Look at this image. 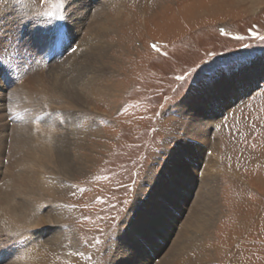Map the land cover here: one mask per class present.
Listing matches in <instances>:
<instances>
[{
    "label": "rangeland",
    "instance_id": "374dc122",
    "mask_svg": "<svg viewBox=\"0 0 264 264\" xmlns=\"http://www.w3.org/2000/svg\"><path fill=\"white\" fill-rule=\"evenodd\" d=\"M74 3L0 0V58L25 70L8 87L0 72V191L16 195L15 203L27 192L23 181L44 183L27 199L36 218L26 226L41 225L0 231V264H32L27 255L47 252L56 239L62 241L54 255L42 256L46 264L132 261L135 252L125 241L131 232L141 234L147 201L177 149L192 168L194 185L183 187L193 191L184 201L169 197L170 212L156 213L162 225L145 232L158 248L140 245L134 264H264V74L252 80L245 71L254 62L264 66V0H80L82 12ZM62 28L73 35L74 49L54 60L48 42ZM95 40L91 62L104 70L95 77L106 79L98 90L79 93V101L50 100L62 110L13 100L14 90L28 93L48 82L44 76L81 66ZM88 75H79V83ZM239 75L252 88L236 102L229 96L208 129L202 159L183 127L173 134L180 105ZM20 129L35 141L24 156L45 149L63 164H22L20 144L12 151ZM194 217L200 224L190 229Z\"/></svg>",
    "mask_w": 264,
    "mask_h": 264
},
{
    "label": "bare ground",
    "instance_id": "6f19581e",
    "mask_svg": "<svg viewBox=\"0 0 264 264\" xmlns=\"http://www.w3.org/2000/svg\"><path fill=\"white\" fill-rule=\"evenodd\" d=\"M74 1H75V3H74L75 7L78 8V10H76V11L74 10L75 12H78L79 10L81 12L85 11L86 7L80 8V0H74ZM102 1L103 0H96V1L94 0V3L98 2V4H99ZM74 11H73V13H75ZM82 14L83 13H78L75 15L73 14V16H77V17H75V19L72 18V20L74 21L73 25H76V29H78V26L81 24V19H80L79 15H82ZM69 21H71V20L69 19ZM100 25H101V23H100ZM102 28H104V27H102ZM87 40H88V37L86 38V34H85V39H83V41L81 43H79V45H83V42H85ZM92 40H94V39H92ZM99 40H97V41H99ZM96 43L97 42L95 40L94 43L91 44V47L88 48L89 50L87 52L86 59L83 60V63H81V66L76 63L74 65V67L72 68L73 70L67 74H66V72H68L69 70L63 71V72L61 71L58 74L53 75L52 77H47V76L43 77L42 76L43 80L48 79V82L41 83V81H39L38 83L35 84V86H33L32 91L30 90V91H28V93H24V92L21 93L17 89L14 90L13 91V97H12L13 100L17 101V102L19 101V103H23L21 105L28 104L31 101L35 100V102H33L30 105L28 104L27 106L35 108L37 110H38V108H41L42 106H48L50 110H52L53 108L55 110H62L63 108H60V107L56 108V106H52V105H54L55 101L50 102V100L54 99L57 101V100L62 99L63 101H65V99L67 98L66 100H72V99L76 100L77 99L76 101H79V99H80L78 96L79 93L86 92V91H88L87 89H91L89 91H92V90H96V88H97V90H98L99 89L98 87H100L99 85L103 84V81H104V83H106L105 82L106 79L104 80L102 78L103 76L95 77L96 75H98L99 73H103V71H104L102 69H99V67H95L94 63L91 62L94 60V59L92 60L91 57H94V55L97 54V52L95 53V51L97 50V47L95 46ZM98 43H100V42H98ZM98 43H97V45H98ZM77 54H78L77 52H76V54L73 53L72 55L69 56V58L75 57ZM98 58H99V56H98ZM86 71L89 72L88 77L85 78V80L82 81V83H79V80L82 79V77L79 75L86 74ZM245 71L247 72L248 77H251L252 80L253 79L256 80L257 78L259 79L260 77L263 78L264 66H261V64L258 62H254ZM233 80L234 79H232L231 81L228 80L226 82L217 81V82H215V83H213L207 87V92L205 91L206 93H204V94L201 93L199 96H196V97L195 96H189L190 98H188L186 100V102L184 101V103L180 105L179 113H181V114H179V116H177V117H179V119L175 121V125L173 126L174 127V130H173L174 133L173 134L176 133V130H179L180 128L183 127L184 128V134L186 135L185 139L191 138L192 140L194 139L193 141L198 143L197 145H199L200 149L196 147L197 149H195V150L196 151L198 150L197 152L201 153L200 157H202L204 155V154L202 155V151H200L201 146L203 145L204 142H205L204 144H207L209 142V138H210L211 134H209L208 129L210 128V126L212 124H214L213 122L220 115L221 111L228 105V103L230 101L229 96H232V98L235 102L238 99L244 98L247 95L248 90L252 88V85H253L252 83H254V82L247 81L244 77H242V75H239L238 77L235 78V81L237 80L236 82H234ZM229 83H231V85H228ZM31 84H32V82H31ZM27 85H28V82H27ZM7 87H8V85H7ZM19 88H21V87H19ZM4 89L0 88V93L1 92L4 93ZM0 100H1V98H0ZM48 102H50L51 104ZM0 107H1L0 112H3L2 108L4 107V103H0ZM21 107L22 106H19L18 109ZM13 110H15L14 107H13ZM66 110H68V109H66ZM71 117L72 116H67V118H69L70 121L72 119ZM34 128L35 127H33V129ZM35 129H37V128H35ZM20 131H22V130L20 129ZM28 134L29 133L24 132V131L20 132V134L18 133L17 136H19V137L17 138V141H16V137H15L14 138V140H15L14 145H12L13 146L12 151H14L16 149L15 146L20 144V148L22 149V151L21 152L19 151L20 152L19 155L21 157H23V158L19 159V161L21 163L24 160H27V161L29 160V161L34 162L35 165H38V166H40V165L42 166V164H48V165L52 164L53 166H58V164H63V161H64L63 158L61 159L59 156H56V155L48 152L45 149L35 150V152L32 155V158L31 157L28 158V157L24 156L23 155L24 149L28 146H31V143L35 142L34 138L32 136L33 134L31 136ZM47 134H50V133H47ZM180 152H181V150L179 151L177 149L175 151V153H173L172 159H169V162H168V163L172 164L171 165L172 167H170L169 164L166 166V170L161 172L160 178L158 179V182L154 186V190L152 191L151 196H150L151 199L148 200L147 204H146L147 207L149 208V210H148L149 213H147V216L145 218H143V219H146L144 221V223L140 224L138 227L139 231H140V228H142L141 234L137 235L138 237H134V235L132 234L133 232H131L129 239L127 241H125L126 243H128L126 247L131 248L129 250H132L133 252H135V254H133V256H132V257H134V258H132V261H127V262H124L123 264H134V260L136 258L135 255H137V253L139 254L138 248L140 245L142 247H145L147 249V251H153L155 248H158V247H154V246H156V244L153 246V243L147 239L148 233H146L147 230L148 231L149 230H155V227L157 226V224L162 225L161 223H159V219H155L156 213L165 214V213L170 212V210L168 209V204H167L169 197L172 198L173 195L179 196L180 197L179 201H181V200L184 201L185 198H189V194L192 193L193 190L189 189V186H188V189H184V187H183V185L186 183L188 185L193 184V183H191L193 181V177H191L190 174L187 175L188 169L191 170L192 168H189L188 165L186 166L185 155L183 156L182 153H180ZM202 159H204V157H202ZM32 167H34V166H32ZM190 172H192V171H190ZM15 175H17V173ZM195 177L197 178V176H195ZM35 178H34V180H35ZM204 178L199 180L200 182H198L199 183L198 188L202 187V184L206 181ZM12 181H14V179ZM23 182H24V185L22 186V188H24V190H23L22 194L24 193L25 190L27 192H26V194L25 193L23 194L24 199L21 201H15V203H14V196L16 197V195H14V196L12 194L10 195L5 190H3V192L0 191V192H2L0 195V231L1 232H5L6 230H10V229L15 230L16 232L20 229H22V230L29 229V228L35 229L41 225V223L38 224L39 222L37 221L36 226L34 225L32 227H27L28 223L32 222L34 220V218H36V217H34L35 211H33V209H34L33 205H30L29 202L27 203V199H29V196L31 194L32 195L34 194L33 190H38L40 187H41V189H43L42 187H44V183L43 184H39V183L35 184V183H28V182L26 183V180ZM174 184H178V188H180L181 191L178 190V192H177L176 188L174 187ZM16 185H18V184H16ZM19 189H21L20 185H19ZM31 189H32V192H30ZM201 189L202 188H200L199 190H201ZM45 192H47V194H49L50 189L45 188ZM176 194H179V195H176ZM184 194H186L187 197ZM27 196H28V198H27ZM176 202H178V200H176ZM175 211L179 212L180 211L179 207L176 208ZM166 221H164V222H166ZM188 223H189L188 225L190 226V229L191 228H197V226H199V224H200V220L198 218L195 219V217H194L191 220L189 219ZM30 225H32V224H30ZM143 225H146V228L144 230H143ZM183 225H185V224H183ZM164 227H166V226L164 225ZM7 232H9V231H7ZM136 233L137 232L135 231L134 234H136ZM23 234H25V233H23ZM53 239H56V238H53ZM55 241L57 243L56 242L53 243L49 247V250H47V252H49V253L51 252L53 255H54L53 252H55L57 249L56 244L58 245V242H61L62 240L59 241L58 239H56ZM35 250H34V252L31 251L33 253V255H32V253L27 255L28 261H30L32 264H46V258H43V257H45L47 252L42 251V252H40L41 254L40 253L36 254ZM161 263L162 264H186L181 259L178 261H163ZM17 264H20V263H17Z\"/></svg>",
    "mask_w": 264,
    "mask_h": 264
},
{
    "label": "snow or ice",
    "instance_id": "6c2138e0",
    "mask_svg": "<svg viewBox=\"0 0 264 264\" xmlns=\"http://www.w3.org/2000/svg\"><path fill=\"white\" fill-rule=\"evenodd\" d=\"M155 48V46H153Z\"/></svg>",
    "mask_w": 264,
    "mask_h": 264
}]
</instances>
